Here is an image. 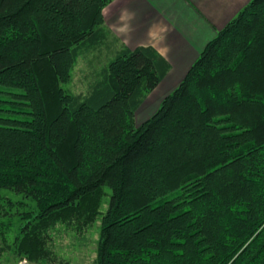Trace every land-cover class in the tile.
<instances>
[{"label":"trees","instance_id":"1","mask_svg":"<svg viewBox=\"0 0 264 264\" xmlns=\"http://www.w3.org/2000/svg\"><path fill=\"white\" fill-rule=\"evenodd\" d=\"M112 1L0 0V239L20 215L14 254L60 264L53 231L84 211L92 223L109 187L96 264H264V0L140 125L170 69L153 46H121L86 94L62 86L81 49L108 38ZM4 87L19 99L2 100Z\"/></svg>","mask_w":264,"mask_h":264},{"label":"crops","instance_id":"2","mask_svg":"<svg viewBox=\"0 0 264 264\" xmlns=\"http://www.w3.org/2000/svg\"><path fill=\"white\" fill-rule=\"evenodd\" d=\"M250 1L113 0L103 10L105 30L119 47L166 43L170 69L161 82L177 81L173 76L187 73L207 43Z\"/></svg>","mask_w":264,"mask_h":264},{"label":"rangeland","instance_id":"3","mask_svg":"<svg viewBox=\"0 0 264 264\" xmlns=\"http://www.w3.org/2000/svg\"><path fill=\"white\" fill-rule=\"evenodd\" d=\"M90 45V44H89ZM85 46L81 49L78 60L72 70V78L68 83H64L62 86L67 91L73 93H88L91 86L101 78V72L107 65L115 53L121 48L118 41L113 36H108L104 41L90 46ZM196 61V60H195ZM186 72L184 74H175L173 78L177 81L164 80L158 84V86L152 90L141 105L136 110V125H140L150 117H152L158 109L164 98L171 94L183 81ZM1 89V87H0ZM6 89L2 93V100H17L18 96L13 94H7ZM15 93H20L19 89H14ZM12 104V103H11ZM7 104L9 107L15 104ZM17 108H20L19 106ZM14 117H20L24 119L27 115L22 113L13 114ZM111 189L109 187L104 188L100 192V213L97 214L95 220L90 224H84V211L80 218L77 215L69 222L59 223L57 228L52 233L51 249L54 253L53 257L57 263L67 264H96L97 257V245L100 235L101 226V212L105 213L109 206L111 197ZM7 197H10L14 201H25L26 204L18 206L19 210H28L35 208V203L28 198H24L22 195L14 194L13 192L4 191ZM178 195V191L168 194L166 199H171ZM16 210H13L14 212ZM15 220L12 224L13 230L10 233L7 240L0 239V264H50L48 262H33L29 261L25 257H20L14 254L13 251V239L17 228L21 223L20 215L12 217ZM52 264V263H51Z\"/></svg>","mask_w":264,"mask_h":264},{"label":"clouds","instance_id":"4","mask_svg":"<svg viewBox=\"0 0 264 264\" xmlns=\"http://www.w3.org/2000/svg\"><path fill=\"white\" fill-rule=\"evenodd\" d=\"M160 41H164L166 40V34L165 35H161L159 37ZM153 47L155 48L157 54L165 59H167V54L169 52V47L168 45L165 43L163 44V46H160V47H156V45H153Z\"/></svg>","mask_w":264,"mask_h":264}]
</instances>
